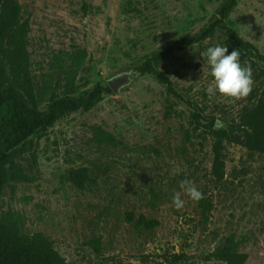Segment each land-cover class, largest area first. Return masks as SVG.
Wrapping results in <instances>:
<instances>
[{
	"label": "rangeland",
	"instance_id": "1",
	"mask_svg": "<svg viewBox=\"0 0 264 264\" xmlns=\"http://www.w3.org/2000/svg\"><path fill=\"white\" fill-rule=\"evenodd\" d=\"M19 1L23 21L29 22L37 90L49 88L42 110L53 95L78 97L125 74L133 80L90 111L63 117L11 152L9 169L33 181L10 180L0 216L17 215L24 234L48 236L68 264H218L207 258L228 238L248 255L246 264H264V156L228 145L226 177L216 182L213 140L192 134L195 110L188 104L215 118L216 129H227L262 91L255 75L253 91L244 99L208 96L213 77L200 53L221 45L230 54L227 37L218 32L159 65L183 96L175 101L178 114L168 116L166 87L134 71L146 56L199 32L224 0ZM226 23L264 55V0H238ZM75 48L86 50L88 58L72 76L70 61L59 68L56 57ZM241 64L250 65L253 74L249 61ZM79 169L95 180L85 190L68 179ZM184 179L204 198L194 202L184 195L179 185ZM177 191L185 201L180 210L172 205ZM141 218L156 224L149 227ZM179 255L185 257L176 262Z\"/></svg>",
	"mask_w": 264,
	"mask_h": 264
},
{
	"label": "trees",
	"instance_id": "2",
	"mask_svg": "<svg viewBox=\"0 0 264 264\" xmlns=\"http://www.w3.org/2000/svg\"><path fill=\"white\" fill-rule=\"evenodd\" d=\"M237 3L238 0H224L199 32L188 34L146 56L134 70L137 76H152L166 87L170 103L167 115L170 116L172 113L178 114L174 107L175 101L182 100L183 96L170 77L159 70V65L174 58L177 52L203 45L222 32L227 37L230 53L237 49L240 51V60L252 64L255 81L260 84L262 91L242 109L238 121L229 124L227 129H216L215 118L202 116L203 110L198 105L188 103L195 110L191 121L192 134L196 137L209 136L213 140L211 174L216 182L226 177L228 145H239L250 155L264 156V55L227 25L226 20ZM84 11L88 12V6L84 7ZM22 15L23 8L19 0H0V203L10 180L33 181L21 171L12 172L9 169L13 150L37 132L53 127L63 117L79 111H90L104 96L113 94L108 85L98 84L90 92L78 97L60 98L53 95L46 110H42L49 88L37 90L28 52L29 22L23 21ZM87 58L86 50L75 48L73 52H60L56 63L59 68H64L66 61H70L68 70L72 76H76L84 68ZM202 119H205V124H202ZM106 138L117 142L112 135L106 134ZM68 179L78 190H85L88 185L95 183L87 169L71 170ZM203 203L207 210V202ZM141 219L140 223L149 227L156 224ZM127 220L134 221V216L128 214ZM21 225L22 220L17 215L0 216V264H68L48 236L43 233L24 234ZM184 257L175 256V261L180 262ZM207 259L218 264H246L248 255L239 252V244L233 238H228Z\"/></svg>",
	"mask_w": 264,
	"mask_h": 264
},
{
	"label": "clouds",
	"instance_id": "3",
	"mask_svg": "<svg viewBox=\"0 0 264 264\" xmlns=\"http://www.w3.org/2000/svg\"><path fill=\"white\" fill-rule=\"evenodd\" d=\"M200 55L206 60L213 77L206 92L209 97L219 94L220 97L231 100H241L253 91L254 79L250 65H242L240 51L234 49L229 54L226 46L216 45L208 47ZM183 194L192 201L198 202L204 194L196 187L192 180L184 179L179 182ZM182 193L177 191L172 196V205L180 210L185 201Z\"/></svg>",
	"mask_w": 264,
	"mask_h": 264
},
{
	"label": "water",
	"instance_id": "4",
	"mask_svg": "<svg viewBox=\"0 0 264 264\" xmlns=\"http://www.w3.org/2000/svg\"><path fill=\"white\" fill-rule=\"evenodd\" d=\"M133 80V77L129 74L121 75L116 78H113L108 82V86L111 88L113 93L118 94L120 90L129 85Z\"/></svg>",
	"mask_w": 264,
	"mask_h": 264
}]
</instances>
